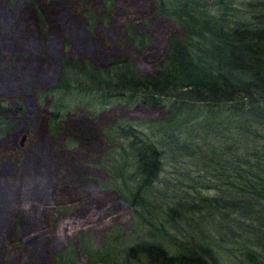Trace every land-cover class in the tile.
Returning <instances> with one entry per match:
<instances>
[{
	"label": "rangeland",
	"instance_id": "374dc122",
	"mask_svg": "<svg viewBox=\"0 0 264 264\" xmlns=\"http://www.w3.org/2000/svg\"><path fill=\"white\" fill-rule=\"evenodd\" d=\"M85 1L75 9L77 15L92 9L105 21L93 29L82 17L78 29L69 23L58 36H41L37 26L35 33L28 27L30 16L27 22L25 14L18 23L12 20L18 18L25 0H0V108L12 112L10 130L0 126V264H52L51 256L65 249L74 251L75 264H89L95 253L123 256L143 241L175 251L198 248L195 241L208 231L214 235L200 205L189 212L178 205L197 200L198 192L214 196L216 191L204 188L201 168H195L197 157L173 160L171 142L159 124L167 116L159 108L134 107L120 97L107 100L99 91L87 93L86 84L79 83L82 79L76 85L74 79H60L61 57L103 65L111 52L118 56L114 47L127 51L128 44L122 42L131 20L140 19V32L151 34L147 59L156 58L169 37L180 34L178 26L155 18L144 21L151 0H142L150 6L144 10L134 7L138 0H117L111 8L105 0L92 1L94 8L89 6L91 0ZM187 1L203 2L211 10L206 17L210 23L223 17L226 25L217 28L250 19L244 5L252 0H223L222 5L218 0ZM179 3L184 2L165 0L164 6L173 9L169 5ZM135 65L139 73L150 72ZM57 84L61 89L44 98ZM74 122L96 132L97 139L88 146L74 141ZM118 126L137 129L163 153L164 169L148 189L141 185L130 140L118 136ZM79 177L89 181L86 187H77ZM208 243L214 248L215 243Z\"/></svg>",
	"mask_w": 264,
	"mask_h": 264
},
{
	"label": "trees",
	"instance_id": "16d2710c",
	"mask_svg": "<svg viewBox=\"0 0 264 264\" xmlns=\"http://www.w3.org/2000/svg\"><path fill=\"white\" fill-rule=\"evenodd\" d=\"M92 1L89 6L94 8ZM116 1L105 0V5L111 8ZM151 2L144 21L167 20L180 32L169 37L161 54L146 58L151 34L140 32V19L131 20L122 42L128 44L127 51L114 47L118 56L111 52L103 65L61 57L60 79H74V85L82 79L79 83L86 84L87 93L99 91L107 100L120 97L134 107L159 108L163 117L167 116L168 120L159 124L171 142L173 160L180 163L183 160H175L177 157H197L195 168H201L199 179L204 188L216 191L214 196L198 192L197 200L178 205L187 212L200 205L214 235L208 231L205 238L195 241L198 248L184 246L175 251L143 241L126 249L123 256L95 253L89 256V264H264V0L245 4L250 19L232 21L233 26L226 29L217 28L226 23L223 17L217 16L211 23L206 19L211 10L201 1L183 0L169 5L173 9L164 6L165 0ZM83 3L87 4L85 0H25L18 18L12 20L18 23L25 14L23 21L27 22L30 16L28 27L35 33L37 26L41 36H58L69 23L78 29L83 18L94 29L104 18L87 8L83 18L77 15L75 9ZM139 5L140 10L150 7L142 0L134 7ZM135 63L150 72L139 73ZM59 85L51 87L44 98L61 89ZM11 114L0 108L1 127L10 130ZM116 129L121 139L130 140L141 185L150 188L164 169L163 153L137 129ZM71 133L74 141L84 146L97 139V133L86 131L80 122H74ZM88 183L83 177L76 179L78 188ZM208 242L215 243L214 248ZM51 258L52 264H75L73 250L65 249Z\"/></svg>",
	"mask_w": 264,
	"mask_h": 264
},
{
	"label": "water",
	"instance_id": "95a60500",
	"mask_svg": "<svg viewBox=\"0 0 264 264\" xmlns=\"http://www.w3.org/2000/svg\"><path fill=\"white\" fill-rule=\"evenodd\" d=\"M24 140H25V136H22L21 142H20V147H22Z\"/></svg>",
	"mask_w": 264,
	"mask_h": 264
}]
</instances>
